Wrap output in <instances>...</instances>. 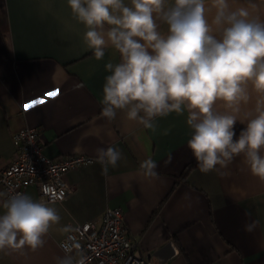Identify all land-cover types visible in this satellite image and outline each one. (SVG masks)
I'll return each mask as SVG.
<instances>
[{
  "label": "crops",
  "instance_id": "1",
  "mask_svg": "<svg viewBox=\"0 0 264 264\" xmlns=\"http://www.w3.org/2000/svg\"><path fill=\"white\" fill-rule=\"evenodd\" d=\"M228 2L264 20V0ZM213 14L208 13L209 19ZM85 31L67 0H0V170L13 160V133L23 127L41 131L43 152L51 158H95L69 171L74 191L67 199L44 200L61 217L44 237V246L0 252V264H57L64 256L60 241L68 233L65 228L99 222L107 208L116 207L124 210L139 253L153 264H264V182L252 175L243 154L226 168L201 172L188 148L187 112L157 117L155 131L128 120L122 111L112 121L102 117L103 86L110 74L105 65L119 63L120 55L109 45L97 60L84 42ZM257 98L251 93L242 106L237 136L246 127L244 113L254 109ZM36 100L43 103L25 109ZM108 147L123 158L105 175L96 156ZM149 158L157 164L155 178L140 168ZM24 194L43 200L36 186ZM5 200L0 189V214Z\"/></svg>",
  "mask_w": 264,
  "mask_h": 264
},
{
  "label": "clouds",
  "instance_id": "2",
  "mask_svg": "<svg viewBox=\"0 0 264 264\" xmlns=\"http://www.w3.org/2000/svg\"><path fill=\"white\" fill-rule=\"evenodd\" d=\"M67 4L84 25V42L97 60L109 45L120 55L119 63L105 65L110 74L103 86L102 117L112 121L122 111L128 120L155 131L157 117L187 112L192 130L188 148L201 172L217 165L226 168L243 154L252 175L264 182V20L246 7L232 9L228 0ZM253 92L258 97L255 107L244 113L246 127L237 136L235 125ZM122 158L118 149L108 147L97 150L96 162L106 175ZM140 168L146 177L158 176L151 158ZM2 208L0 252L43 247L44 237L61 219L55 207L24 193L10 196ZM254 226L246 225V230ZM61 247L65 254L57 264H87L79 243Z\"/></svg>",
  "mask_w": 264,
  "mask_h": 264
},
{
  "label": "built area",
  "instance_id": "3",
  "mask_svg": "<svg viewBox=\"0 0 264 264\" xmlns=\"http://www.w3.org/2000/svg\"><path fill=\"white\" fill-rule=\"evenodd\" d=\"M42 139L36 127L14 131L13 160L0 170V189L6 199L25 193L29 186H36L43 200L62 202L74 191L67 181L69 171L95 161L86 154L51 158L43 152ZM73 241L79 243L88 257L87 264H153L139 253V243L126 226L124 210L119 207L107 208L99 222L75 224L60 241V247Z\"/></svg>",
  "mask_w": 264,
  "mask_h": 264
},
{
  "label": "snow or ice",
  "instance_id": "4",
  "mask_svg": "<svg viewBox=\"0 0 264 264\" xmlns=\"http://www.w3.org/2000/svg\"><path fill=\"white\" fill-rule=\"evenodd\" d=\"M56 94H57V92H51V93H48L49 96H55ZM39 103H43V101H42V100L32 101V102H30L29 104L25 105V109H26V110H27V109H30V108L36 106V105L39 104Z\"/></svg>",
  "mask_w": 264,
  "mask_h": 264
}]
</instances>
